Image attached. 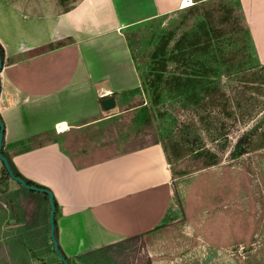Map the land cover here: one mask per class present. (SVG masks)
<instances>
[{"label": "crops", "instance_id": "crops-1", "mask_svg": "<svg viewBox=\"0 0 264 264\" xmlns=\"http://www.w3.org/2000/svg\"><path fill=\"white\" fill-rule=\"evenodd\" d=\"M103 2L114 27L125 28L169 13L183 0ZM237 2L256 57L264 63V0ZM80 4L0 0L2 151L22 177L52 193L58 246L71 264H142L127 255L139 242L149 264H189L187 258L171 256L176 236L168 240L167 235L177 231L183 214L175 203L172 171L162 146L98 155L82 139L100 122L101 101L110 92L102 95L108 87L94 85L92 73L98 66L88 49L106 30L95 28L100 19L95 23L84 15L82 22ZM86 25L94 29L86 31ZM62 41L66 44L56 45ZM94 94L103 98L101 108ZM60 123L68 129L57 131ZM42 208L46 209L43 202ZM20 224L23 240L38 242L30 248L41 250L39 259L57 264L47 233L49 222L41 217L33 227ZM193 252L197 249L186 257ZM25 262L30 263L28 258Z\"/></svg>", "mask_w": 264, "mask_h": 264}, {"label": "rangeland", "instance_id": "rangeland-1", "mask_svg": "<svg viewBox=\"0 0 264 264\" xmlns=\"http://www.w3.org/2000/svg\"><path fill=\"white\" fill-rule=\"evenodd\" d=\"M79 1L81 21H86L84 15L95 23L100 19L95 28L106 30L88 44V49L93 64L98 66L92 73L94 85L108 87L102 95L109 91L104 98L112 97L116 102L105 110L100 107L103 98L94 94L101 108L100 122L94 124L92 135L82 139L94 153L111 155L136 149L153 133L158 135L172 171L175 203L183 214L177 231L167 235L168 240L176 236L172 258H187L189 264H264V63L258 61L252 43L243 34L226 32L215 51V73L189 82L213 85L209 94L198 104L187 103L182 95L172 99L178 102L160 119L147 121L143 113L148 99L142 81L154 65L151 54L159 38L171 32L174 41L184 31H192L197 22L206 19L203 13L216 20L218 8L225 3L237 14V0H192L193 7L179 6L125 28L114 27L103 0ZM72 13L75 17L76 10ZM78 28L82 35V27ZM91 28L84 27L86 31ZM60 44L66 43H56ZM184 129L188 136L179 140V130ZM239 139H243L240 149L244 153L232 157L233 151L240 150ZM175 142L183 146L179 156L172 154ZM195 150L202 156L194 157ZM209 153L217 161L203 167L201 158L207 159ZM29 191L12 179L0 183V264H26L27 258L31 264L44 261L39 259L41 250L37 246L30 248L38 242L23 240L25 230H19L21 218L31 207L36 214L32 221L41 219L37 206L42 208V195ZM34 202L38 204L33 206ZM188 227L192 228L189 234ZM132 246L127 255L149 264L142 242ZM195 248L197 252L186 257ZM44 263L52 264L49 258Z\"/></svg>", "mask_w": 264, "mask_h": 264}, {"label": "trees", "instance_id": "trees-1", "mask_svg": "<svg viewBox=\"0 0 264 264\" xmlns=\"http://www.w3.org/2000/svg\"><path fill=\"white\" fill-rule=\"evenodd\" d=\"M193 6H195V4H192L190 7ZM237 6L238 13L234 14V10L230 5L226 3L222 4V6L218 8L219 16L216 20H214L209 13H203L206 19L197 22L192 31H184L174 41L171 32L165 33L159 38L151 54L154 65L149 69L142 81V90L146 99H148L146 106L143 107V113L146 116L145 118L148 119H146L147 121H150L152 118L160 119L168 115L172 109V105L178 102L176 100L173 102L172 99L180 95L185 97L184 100L187 103L198 104L200 98H204L206 94L210 93V90L213 89V85H190L191 83L189 82H195L199 77H209L215 73L216 70L212 67V63L215 62V51L217 46L221 44L219 39L223 34L226 32H231L234 35L243 34L251 43L249 31L244 22L243 13L239 8L238 2ZM3 56V48L0 45L1 60H3ZM168 132H170V130ZM179 133L181 134L179 140L188 136V132L185 131V129L182 132L179 130ZM157 136L156 133H153L143 146L158 144ZM242 140L243 139H239L237 142L238 149H240ZM171 148L172 154H174V156H179L183 146L179 142H175L172 143ZM205 152L208 153V151ZM1 153L7 159L14 176L24 180L27 185L50 191L46 187L35 184L22 177L7 155L3 151H1ZM243 153L244 149H240L237 153L233 151L230 156L233 157ZM193 154L194 157H201L203 153L199 150H195ZM206 156L210 157L205 160L204 157L201 158V165L203 167H208L217 161L214 154L209 153ZM2 169H4L3 166ZM5 179H10V177L4 170L0 177V183L5 181ZM29 192L42 195V202L45 204L46 209L44 210V208H41L38 202H34L33 206L38 204L37 207L40 208L41 217L45 218L48 223L50 210L47 194L37 191ZM53 200L56 215L57 203L54 198ZM26 214V217L24 219L21 218L20 222L23 221L26 224V228L28 225H30V227L35 226L34 224H36L37 221H32V219L36 217L33 208L31 207ZM47 233L49 235V226H47ZM54 238L57 241L56 226ZM59 252L62 257L66 259L68 264H71L70 259L64 255L60 248ZM57 261V264H62L59 259H57Z\"/></svg>", "mask_w": 264, "mask_h": 264}, {"label": "water", "instance_id": "water-1", "mask_svg": "<svg viewBox=\"0 0 264 264\" xmlns=\"http://www.w3.org/2000/svg\"><path fill=\"white\" fill-rule=\"evenodd\" d=\"M1 69H2V60L0 59V71H1ZM113 106H114V99L112 97L104 98L101 101V107L103 109H105V110L106 109H110ZM3 136H4V124L0 120V162L2 163V166L4 168V169H2L1 173L4 172V170H5L8 173L10 179H12L15 182H17L24 189H27V190H30V191H37L39 193L47 194L48 199H49V210H50L49 219H48V222H49V238H50L51 243H52L53 251H54L55 255L57 256V258L59 259V261L62 264H68L66 259L63 258L62 255L60 254L58 242L54 238V231H55V225H54L55 206H54V200H53L52 193L50 191H48V190H45V189H40V188H36L34 186L27 185L24 180L14 176V174L12 173V171H11V169L9 167L7 159L1 153ZM13 222H14V220H10V223H13Z\"/></svg>", "mask_w": 264, "mask_h": 264}, {"label": "bare ground", "instance_id": "bare-ground-1", "mask_svg": "<svg viewBox=\"0 0 264 264\" xmlns=\"http://www.w3.org/2000/svg\"><path fill=\"white\" fill-rule=\"evenodd\" d=\"M191 4H192V0H183L181 6H182V8L183 7H189V6H191ZM56 127H57V131H59V132H63V131L68 129V126L66 125V123H60ZM191 231H192V228L188 227L187 233L189 234V233H191ZM228 247H227V249H228Z\"/></svg>", "mask_w": 264, "mask_h": 264}, {"label": "built area", "instance_id": "built-area-1", "mask_svg": "<svg viewBox=\"0 0 264 264\" xmlns=\"http://www.w3.org/2000/svg\"><path fill=\"white\" fill-rule=\"evenodd\" d=\"M180 7H181V4H180Z\"/></svg>", "mask_w": 264, "mask_h": 264}]
</instances>
